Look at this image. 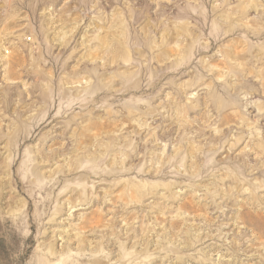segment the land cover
<instances>
[{
	"label": "rangeland",
	"instance_id": "374dc122",
	"mask_svg": "<svg viewBox=\"0 0 264 264\" xmlns=\"http://www.w3.org/2000/svg\"><path fill=\"white\" fill-rule=\"evenodd\" d=\"M0 264H264V0H0Z\"/></svg>",
	"mask_w": 264,
	"mask_h": 264
},
{
	"label": "bare ground",
	"instance_id": "6f19581e",
	"mask_svg": "<svg viewBox=\"0 0 264 264\" xmlns=\"http://www.w3.org/2000/svg\"><path fill=\"white\" fill-rule=\"evenodd\" d=\"M247 10L249 11V9H247ZM248 11H247V12H248Z\"/></svg>",
	"mask_w": 264,
	"mask_h": 264
},
{
	"label": "built area",
	"instance_id": "2783aa9c",
	"mask_svg": "<svg viewBox=\"0 0 264 264\" xmlns=\"http://www.w3.org/2000/svg\"><path fill=\"white\" fill-rule=\"evenodd\" d=\"M29 40V39H28Z\"/></svg>",
	"mask_w": 264,
	"mask_h": 264
}]
</instances>
